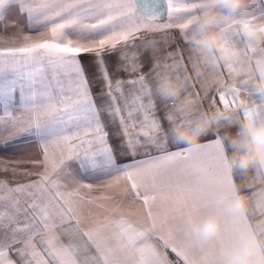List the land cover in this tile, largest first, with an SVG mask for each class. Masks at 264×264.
<instances>
[{"label": "snow or ice", "instance_id": "snow-or-ice-1", "mask_svg": "<svg viewBox=\"0 0 264 264\" xmlns=\"http://www.w3.org/2000/svg\"><path fill=\"white\" fill-rule=\"evenodd\" d=\"M11 7L25 15L35 35L18 30L19 43L0 46V149L16 150L4 137H20L35 145L36 155L0 159V173L35 177L13 184L0 176V264H221L212 255L214 241L193 242L186 230L191 211L218 210L221 191L237 185L221 124L198 147H182L175 99L162 94L161 81L169 75L191 79L188 92L202 106L235 110L222 120L228 124L264 119V95L252 107L237 108L234 90L220 87L231 66L212 64L211 53L190 45L192 0H153L147 12L139 0H0V23ZM173 29L190 45L188 55L178 47L161 59L158 42L143 36ZM223 31L254 51L240 28L225 25ZM113 53L114 71L126 77L109 72L105 56ZM82 54H94L104 86L99 104L92 92L96 77H89ZM17 97L14 114L8 108ZM110 125H116L111 135ZM197 155L207 167L191 163ZM74 163L83 179L73 175ZM248 188L254 220L264 216V187ZM129 195L125 206L119 198ZM247 223L225 214L217 240L235 239Z\"/></svg>", "mask_w": 264, "mask_h": 264}, {"label": "clouds", "instance_id": "clouds-1", "mask_svg": "<svg viewBox=\"0 0 264 264\" xmlns=\"http://www.w3.org/2000/svg\"><path fill=\"white\" fill-rule=\"evenodd\" d=\"M192 4L195 15L188 31L190 45L211 53L212 64L230 65L231 71L223 75L220 87L234 90L237 108L252 107L264 95V14L256 12L264 0H192ZM225 25L240 28L254 51L247 52L245 43L228 38ZM191 84V79L169 75L161 81V90L164 96L175 99L172 114L180 143L196 148L210 129L235 110L202 106L199 98L189 94ZM185 119L192 123H182ZM235 128V132L220 137L227 163L234 176L247 182L246 187H264V119L246 118ZM191 163L207 167V161L198 155ZM253 209V201L241 185L225 188L218 210L204 215L193 210L187 215V233L193 242L214 241L212 255L221 264H264V216L250 220ZM228 213L234 221L248 223L235 239L221 245L217 238L223 233Z\"/></svg>", "mask_w": 264, "mask_h": 264}, {"label": "crops", "instance_id": "crops-1", "mask_svg": "<svg viewBox=\"0 0 264 264\" xmlns=\"http://www.w3.org/2000/svg\"><path fill=\"white\" fill-rule=\"evenodd\" d=\"M257 9H259V12L264 11V4H262L261 7H258ZM165 39L167 40V44L164 43ZM143 40L144 41H152L155 40L158 42V47L160 48V56L161 59H163V56L169 52H175V50L179 47L180 49H182L184 51V55L185 57H187L188 55V48L190 47V45L185 44L184 40L179 36L174 34L171 30L166 31V32H156V33H146L143 36ZM142 41L140 39H137L136 43L140 44ZM142 60L147 61L148 57L151 56V50H142ZM81 59L82 62L84 63L87 73L89 75L90 78L96 77L95 82L92 84V92L94 97L97 98V102L98 104L101 102L99 97L102 93V91L104 90V86L102 81L98 78V73H97V69L95 67V65L92 63L93 59H94V54H82L81 55ZM105 60L106 63L108 65L109 68V72L113 74V78L115 79L117 76L119 77H126L127 73L124 71H120L119 73H116L114 71V69L117 66L118 63V54H110V55H106L105 56ZM144 71L147 72L148 68H147V64H145V68ZM189 71L191 72V69H189ZM161 113L158 112V115H160ZM105 119L107 120V117H105ZM116 130V125H110L108 128V131L111 135V133ZM236 128H235V124H228L225 122H221L220 128H219V133L222 136L225 132L228 131H232L235 132ZM212 137H203L202 138V143L205 142V139H211ZM113 144H117L118 141L113 140L112 141ZM181 146L184 147L186 145L181 143ZM143 158V157H140ZM78 163H74V166L72 168V172L73 174L76 176L77 179H83V177L80 175L79 171H78ZM101 179H108L107 177H102ZM236 182L237 184L242 186V190L247 193L248 195H250L251 190L246 187V181L242 180L239 176H235ZM85 183H93V184H98L100 183V180H92V179H87L84 180ZM259 187V186H257ZM122 200L123 204L125 206L129 205L131 203V196L129 195L127 198H119ZM140 202L137 201L136 204L138 205ZM170 258H175L173 254L169 253Z\"/></svg>", "mask_w": 264, "mask_h": 264}, {"label": "rangeland", "instance_id": "rangeland-1", "mask_svg": "<svg viewBox=\"0 0 264 264\" xmlns=\"http://www.w3.org/2000/svg\"><path fill=\"white\" fill-rule=\"evenodd\" d=\"M259 9H256L258 12ZM166 22V21H162ZM18 30H21L23 34H32L35 33L29 32L26 24V17L23 14H19L16 7H11L6 14V19L4 22L0 23V46H8L12 42L19 43ZM174 34L180 35L179 30L173 29L171 30ZM146 34V33H145ZM182 38V37H181ZM19 107L18 97L15 98L9 105L8 110L13 111L14 114H19L15 112V109ZM5 112V100L3 97H0V115H4ZM9 144L13 146L16 150L12 149H0V159L8 160V161H16V160H26L36 155L35 145L26 144L24 140L20 137H4ZM17 145L21 147L16 148ZM17 167L21 170L27 169L30 171H34L35 168L31 164H20ZM7 175L10 181L14 184L16 182H27L30 179H34L35 177L24 176L22 173H18L15 177L12 176L11 173L3 174L0 173V176ZM74 175V174H73Z\"/></svg>", "mask_w": 264, "mask_h": 264}, {"label": "water", "instance_id": "water-1", "mask_svg": "<svg viewBox=\"0 0 264 264\" xmlns=\"http://www.w3.org/2000/svg\"><path fill=\"white\" fill-rule=\"evenodd\" d=\"M139 3L143 7V10L147 12L151 8L153 0H139Z\"/></svg>", "mask_w": 264, "mask_h": 264}]
</instances>
